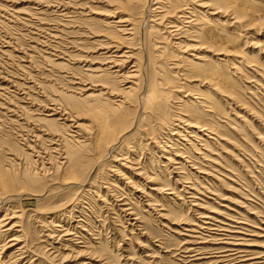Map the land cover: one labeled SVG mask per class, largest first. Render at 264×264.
Masks as SVG:
<instances>
[{
    "label": "rangeland",
    "instance_id": "obj_1",
    "mask_svg": "<svg viewBox=\"0 0 264 264\" xmlns=\"http://www.w3.org/2000/svg\"><path fill=\"white\" fill-rule=\"evenodd\" d=\"M45 1L8 0L5 3L0 1V162L5 169L11 167L14 171L20 168L17 167V164L24 167H30V164L25 155L23 141L16 138L17 127H23L25 122H22L23 118L18 117V115L13 116L9 113L6 110L9 106L19 105V107H23L25 112L30 111L29 117L33 119H45V114L39 116V112H37L42 102L45 101L44 98L49 100L59 98L66 101L67 96L74 97L76 99L70 100L69 106L76 109L80 115L81 113L83 115V111L88 107L100 108L102 111H108L110 108L108 105H102L108 103L103 101L106 98L99 93L94 94L100 97L96 98L99 101L91 105L84 104L80 99L81 97L76 95L77 92L74 93L73 78H78L87 73L88 67L95 69L100 66L95 63L98 58L97 45L100 38H96L90 33L95 34L105 30L99 25L100 20L106 19L105 16L119 7L120 0H57L58 4L56 5L52 4L56 0H50L49 5H46ZM216 1L217 3H214L216 5L213 4L214 7H218V2H224V0ZM238 1L244 4L245 9L231 12L230 18H235L239 22L234 25L233 34L235 35L233 36L235 38L231 39L226 36L231 39L229 43L222 33L225 27L230 28V23H233L234 20H230L229 16L212 18L208 14L212 13L213 10L205 15L211 22L205 35L210 41H217L226 45L225 49L228 51H242L244 57L242 60L234 58V53H230L227 57L214 55L216 53L214 50L219 49L218 45L214 44L213 48H210L212 45L206 43L201 34L196 35L198 37L196 40L189 36L185 37L187 38L184 43L187 47L185 51L180 47L173 48L170 42L166 41L158 45V48L163 50H151L152 54L163 53L154 62L155 67L164 73L168 82L167 90L171 93L167 103L169 107L175 103L174 99H178L180 94L185 92L184 90L178 93L179 91L174 89L185 83L192 84L191 89L200 91L204 98L208 99L211 94L215 97V103L220 100V96L215 95L206 86H202L204 75L202 71L195 70V64L201 67L205 65L206 69L208 66L215 68L221 80L230 82L234 96L231 100L226 101V105L221 108V117H219V122H223L219 123V135L222 139L219 138L214 143L209 142L206 151L197 150L202 149L200 145L204 144V138L200 144L195 143V151L199 154L208 155L218 163L213 167L212 164L209 165L212 168L210 171L206 168L208 162H202V159L199 158V162L206 166L196 165L197 169L207 172L209 176L206 177L191 170L192 176L188 177L187 182L185 181L188 184L182 183L183 181L174 182V180H178V177L164 171L165 168H168L167 158L174 159V157L168 153H162L158 144H152L148 140L150 134H137L129 144L121 148L119 154H127L126 157H130L129 160L136 159L146 167L147 178L145 176L135 177L139 178L138 185H141V189L143 188L146 193H150L152 198L158 202V207L154 208L156 211L146 208L143 210L147 212L145 214L141 207L135 204L134 209L137 216L140 217V223L137 224V228H134L131 225L135 221L126 223L121 219H115L114 211L109 206L110 198L106 197L104 202L101 201L105 198L103 197L106 193L104 189L99 194L100 198L92 193H82L81 196L88 199L93 197L90 201L87 199L74 201L79 195V191L68 198L66 197L67 199L64 197L57 199V202L49 206V210L43 211L45 214L37 212V209L41 207L34 202L25 201L22 207L13 205L17 207L15 209L22 212V216L14 221H21L26 241L35 255L34 259H38L34 264H80L81 262H88L87 258H94L100 264H179L175 259L176 251L174 250L177 249L186 233L181 231V225H179L180 227L172 225V217L169 215L171 211H174L177 218L194 219L204 210L205 212L223 211L230 214L222 207L226 206L237 211V214L231 213L234 220H240L252 226L247 227L248 229L245 228L246 230H253L255 233L261 232L260 235L264 236V232L261 231L264 226H261L260 223L264 219V58L258 52L264 46V0H237L235 2ZM62 5H64L63 8ZM5 6L8 8L7 10L2 8ZM217 19L227 24L228 27L225 25L224 28L215 29L213 25H217L215 22ZM246 29H250V31L245 32ZM152 32L150 31V36L153 35ZM178 42V40H174L173 44ZM250 43H253L252 47L248 46ZM154 44L155 41L152 40L150 46ZM2 51L7 53L2 54ZM171 53L176 58H170L169 54ZM183 57H187L190 61V64L183 68L187 71L185 80L173 76L172 69H168L171 66L166 67L170 63L179 64ZM217 59L222 60V62H216ZM238 62L240 63L238 64ZM20 65L24 66L25 69L21 70ZM232 67H236V71L232 70ZM27 73L34 82L33 89L23 90L26 87H31L23 84ZM165 77H162V80ZM191 77L197 80L190 83ZM98 81L104 82L108 87L113 86L112 81L106 77H102ZM11 82L16 83V86ZM25 94L27 95L25 96ZM186 94L187 92L183 93L184 96ZM20 102H22L21 105ZM24 102L28 103L24 104ZM85 118L90 120L87 116ZM55 124L60 126L63 123L55 121ZM85 126L87 128L83 134L85 138H90L92 135L90 128H92L93 123L87 121ZM231 128L235 131H232ZM163 133L166 134L167 130H163ZM70 134L72 133H68V136ZM78 142L83 141L79 139ZM86 145L74 148L75 153L85 156V153L90 149ZM39 146L41 147L42 144ZM152 149L155 152L154 155ZM240 152L241 154H239ZM244 152L251 154V158ZM191 153L197 158L199 157L194 151ZM252 155L256 158H253ZM108 164L110 167L99 168L94 176V180L103 187H105L103 185L105 180L103 179L106 177L110 182L114 181L119 188L123 187L125 182L120 177L122 174H125L126 177H134V174L129 176L124 172L123 163L108 162ZM51 165L54 169L56 164L52 163ZM30 168L32 169V167ZM49 173L52 174L51 171ZM148 178L157 179L149 183L148 180L150 179ZM191 187L197 193L189 190ZM154 188L158 191H152ZM163 191L164 193H162ZM170 193L175 194L178 198L165 195ZM191 193L195 194L196 204L201 206L203 211L190 205L193 200L189 195ZM170 199L175 200L176 208L173 207ZM162 209L167 211L165 214L169 216L167 220L157 218V213H166L161 211ZM12 212L15 211L12 209ZM78 212H81L87 221L88 233L76 229L75 221L79 217ZM3 214L0 213V216ZM134 218L135 216L131 217V220ZM56 224L62 225L63 228L53 227ZM230 225L240 226L235 223ZM61 230L65 231L56 232ZM175 231L183 236L176 234ZM65 232L73 235L62 237L66 235ZM80 234L83 235L84 240H79ZM46 236H51L52 239H48ZM246 238L248 240L253 239L259 244L264 243V238L257 239L250 236ZM78 243H80L79 247L74 245ZM166 250H169V253H165Z\"/></svg>",
    "mask_w": 264,
    "mask_h": 264
},
{
    "label": "bare ground",
    "instance_id": "obj_2",
    "mask_svg": "<svg viewBox=\"0 0 264 264\" xmlns=\"http://www.w3.org/2000/svg\"><path fill=\"white\" fill-rule=\"evenodd\" d=\"M0 1L5 3L8 0ZM47 1L44 3L49 5L50 0ZM235 1L237 0H230L229 2L224 0V2H218V7H214L213 4L217 3L216 0H120V6L105 16L106 19L100 20L99 25L104 27L105 30L98 31L95 33L96 35L90 33L92 36L100 38L97 45L98 58L95 61L100 66L95 69L88 67L86 69L87 73L78 78H73L75 91L73 92H77L76 95L81 97L80 99H82L84 104L91 105L99 101L96 98L100 97L94 95L99 93L106 98L103 101L108 104L102 105H108L110 107L108 111L88 107L83 111V115L82 113L80 115L76 109L69 106V101L76 99L70 96H67L66 101L59 98L56 100L44 98L45 101L42 102L37 112H39V116L45 114V119L30 118V111L28 113L25 112V109L19 107V105H12L6 109L13 116L18 115V117L23 118L22 122H25V125H22L23 127H17L16 138L23 141L22 145L25 147V155L32 169L28 166L24 167L17 164V167L20 168L14 171L11 167L5 169L0 162V213H4L0 216V264H34L38 261V259H34L35 255L26 241L21 221H14L19 216H22V212L15 209L17 207L13 205L22 207L25 201L38 204L41 208H38L37 212L45 214L43 211L49 210V206L57 202V199H63V197L67 199L79 191V195L74 201H80L81 199L90 201L93 197L88 199L85 196H81L82 193H92L100 198L99 194L104 189L106 190L103 196L105 198L101 201L104 202L106 197L110 198L109 206L114 211L115 219H121L126 223L135 221L131 226L137 228V224L140 223V217L135 212V204L140 206L142 211L146 208L154 211V208L158 207V202L152 198L150 193H146L143 188L141 189V185H138L139 178L137 177L145 176L147 178L146 167L141 165L136 159L129 160L130 157H126L128 156L127 154H119L121 148L129 144L137 134H150L148 140L152 144H158L162 153H168L174 157V159L167 158V169L162 166L165 168V172L168 171L169 174H174L178 177V180H174V182L183 181L182 183L188 184L186 182L189 180L188 177L192 176L191 170L197 174L209 176L207 172L197 169L196 165L206 166L199 162V158L202 159V162H208L206 168L210 171H212V168L209 165L212 164L211 166L213 167V165L218 163L205 153V155L202 153L201 155L195 151V143L200 144L204 138V144L200 145L202 149L197 150L206 151L209 142L214 143L217 139H222L219 135V123L223 122H219V117H221V108L226 105V101L231 100L234 96L230 82L221 80L215 68L208 66V69H206L205 65L201 67L195 64V70L202 71L204 75L202 86H206L208 90L220 96V100L215 103V97L211 94L208 99L204 98L200 91L191 89L193 87L192 84L185 83L180 84L174 90L179 91L178 93L185 90L183 93L187 92V94L185 96L183 93L180 94L178 99H174L175 103L169 107L167 103L171 93L167 90L168 82L164 73L155 67L154 62L163 53L152 54L151 50H163L160 47L158 48V45L166 41L170 42L173 48L177 49L180 47L185 51L187 49L186 45H184L185 41H187L185 37L189 36L196 40L198 38L196 35L201 34L202 39L212 45L210 48H213L214 44L218 45L219 49L216 48L214 50L216 52L214 55L227 57L230 53H234V58L242 60L244 58L242 51H228L225 49L226 45L217 41H210L205 35L211 23L205 15L210 10H213L212 13L208 14L212 18H226L228 16L230 18L232 16L231 12L245 9L242 2ZM52 4H58L57 0ZM63 7L64 5H62ZM2 8H5L4 10L8 9L6 6ZM54 9L56 8L54 7ZM230 20H234V22L230 23V28L228 29L225 27V25L227 27L228 25L220 22L219 19L215 21L217 25L213 26L215 29L225 27V30H222L223 35L233 39L235 38L233 36L235 35L233 34L234 25L239 22L235 18H230ZM150 31H153L151 36L149 35L151 34ZM246 31H250V29H246ZM231 39L227 38L229 43ZM152 40L155 41V44L150 46ZM174 40L179 42L173 44ZM252 45L253 43L248 44L249 47H252ZM51 50L53 49L51 48ZM258 52L264 58V46ZM3 53L7 52L2 51ZM169 55L170 58H176L172 53ZM197 59L199 60L200 58ZM215 61L222 62V60L218 59ZM189 64V59L183 57L179 64L170 63L166 67L171 66L168 69H172V75L185 80L187 71L183 70V68ZM20 68L21 70L25 69L21 65ZM231 69L236 71V67ZM102 77L111 80L113 86L108 87L104 82L98 81ZM162 77H165L164 80H162ZM190 79V83L197 80L192 79V77ZM11 83L16 86V83ZM23 84L31 86L23 90L33 89L32 85L34 82L29 74L24 77ZM24 99L27 101L26 98ZM27 103L24 102V104ZM21 104L22 102H20ZM86 116L90 120H87ZM54 118H57V120H54ZM55 121H59V123L61 121L63 124L60 126L56 125ZM87 121L93 123L92 128H90L92 134L90 138H85L83 134L85 128H87L85 126ZM165 129L167 130L166 134L163 133ZM68 133L72 134L68 136ZM79 139H82L83 142H78ZM39 144H42V146L40 147ZM84 144L90 147L85 156L75 153L74 148L81 147ZM191 151H194L199 157L194 156ZM152 152L154 155L153 149ZM244 153L249 155V153ZM252 157L256 158L253 155ZM108 162L123 163L124 172L129 176L134 174V177H126L125 174H122L120 177L125 182L121 188L117 187L114 181L110 182V180H107L106 177L103 179L105 180L103 184L105 187H103L94 180V176L99 168L110 167ZM52 163L56 164V168H52ZM148 179H150L148 180L150 183L157 178ZM189 190L196 192L192 187ZM152 191L157 192L158 190L154 188ZM165 195L178 198L173 193ZM189 195L193 199L190 205L203 211L204 209L196 204L195 194L191 193ZM170 200L173 207L176 208L175 200ZM222 207L230 214L223 211L205 212L204 210L194 219H182L177 218L174 211L169 212L172 217V225L184 226L183 228L179 227L181 231L186 233L178 244L177 249L174 250L176 251V258L175 256L174 258L177 259L179 264H264V243L259 244L253 239L248 240L246 238L250 236L258 239L264 238V236L260 235L261 232L255 233L253 230H246L245 228L252 227L250 224L234 220L231 213L237 214L235 209L226 206ZM12 209L15 212H12ZM161 211L166 213H157V218L167 220L169 217L165 215L167 211L163 209ZM143 213L146 214L147 212L143 211ZM78 214L79 217L75 221L76 229L88 233L85 217L81 212H78ZM133 216L135 218L131 220ZM229 223H235L240 226L234 227ZM260 223L261 226H264V219ZM53 227L63 228L60 224H56ZM261 229L264 232V227ZM175 233L183 236L176 231ZM65 234L62 237L73 235L71 233L68 234V232H65ZM46 237L52 239L51 236ZM79 240H84L82 234H80ZM79 244L74 245L79 247ZM165 253H169V250H166ZM87 259L89 260L88 262H81L80 264L99 263L94 258Z\"/></svg>",
    "mask_w": 264,
    "mask_h": 264
}]
</instances>
